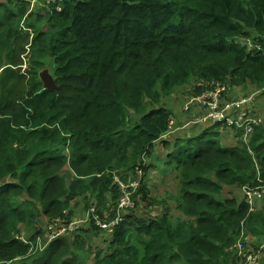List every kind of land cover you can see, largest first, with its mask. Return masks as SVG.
<instances>
[{
	"label": "trees",
	"instance_id": "obj_1",
	"mask_svg": "<svg viewBox=\"0 0 264 264\" xmlns=\"http://www.w3.org/2000/svg\"><path fill=\"white\" fill-rule=\"evenodd\" d=\"M48 1L0 0V264H264V122L244 141L178 109L264 100V0Z\"/></svg>",
	"mask_w": 264,
	"mask_h": 264
},
{
	"label": "built area",
	"instance_id": "obj_2",
	"mask_svg": "<svg viewBox=\"0 0 264 264\" xmlns=\"http://www.w3.org/2000/svg\"><path fill=\"white\" fill-rule=\"evenodd\" d=\"M28 2V0H25ZM61 0H49L48 3H58ZM35 4V2H32ZM224 88L218 85L215 89L209 91L202 96H195L190 98V105L202 106L205 108V114L199 117L196 124H210L221 126L227 128H237L243 130L242 140L247 141L253 133L254 125H259L263 122L258 114L251 113V109L256 105V99L259 96L257 93L253 94L249 98H240L235 102L224 101L222 97V92ZM258 93L261 91H257ZM255 95H258L257 97ZM246 107H252L247 111ZM195 124V125H196ZM131 187H135V183H130ZM245 196V197H244ZM244 198L251 206V210L254 209L258 202L264 201V184L259 187L249 189H244ZM129 199L125 202V199ZM132 202L130 199V194L126 193L125 197L121 201L120 208L131 207ZM106 227V226H105ZM74 225H70L69 230H73ZM64 231V230H63ZM238 249L242 251L243 243H238ZM258 261L257 256H248V264H256Z\"/></svg>",
	"mask_w": 264,
	"mask_h": 264
},
{
	"label": "rangeland",
	"instance_id": "obj_3",
	"mask_svg": "<svg viewBox=\"0 0 264 264\" xmlns=\"http://www.w3.org/2000/svg\"><path fill=\"white\" fill-rule=\"evenodd\" d=\"M4 1V0H1ZM37 9V7L35 8V4H31L30 7V12L35 11ZM27 52L25 55L22 56V65L18 66L21 67V73L25 74L26 70L29 67V62L30 59L27 57L29 54V49L30 47L27 46ZM44 70H49L50 73L52 74V67L51 65H48L47 67L43 68L42 70L39 71V76L40 73L43 72ZM1 74V71H0ZM31 78V76H27V79L29 80ZM40 79V77H39ZM20 87L22 86V84H19ZM27 86V84L24 82L23 83V87L25 88ZM187 90V87L184 88ZM183 91V89L178 90L177 92H181ZM259 95V98L257 97L258 95H255L257 97L256 99V108H258V112L256 114H258L262 120H264V100L260 98L261 96V92H256ZM255 94V93H254ZM172 100L175 103V105L177 103L180 102V98L178 96L177 93H174L172 96ZM259 102V103H258ZM179 109V113L182 115H186V117L188 118L186 120V123H190L189 125H187V127H192V126H198L195 125L200 116H203L205 114V109L202 106H195V105H190V99L189 100H183L182 103L179 104L178 106ZM206 140H209L208 138ZM220 140L222 142V144L224 146H231L232 144L236 143V139L234 137V133H232L230 130H226L225 128L221 127L220 128ZM156 151L159 153V155L163 156L164 154V147L161 144H158V147L156 149ZM149 182L150 185L154 191V194L156 195V197H162V196H167L168 193H173L176 190V184L175 182L171 179V173L169 174H162L159 171H151L150 175H149ZM232 192H234L235 194H238V192L236 190H232ZM129 199V197H127L125 199V202ZM44 223V222H43ZM44 225V224H43ZM25 233H27V230H24Z\"/></svg>",
	"mask_w": 264,
	"mask_h": 264
},
{
	"label": "water",
	"instance_id": "obj_4",
	"mask_svg": "<svg viewBox=\"0 0 264 264\" xmlns=\"http://www.w3.org/2000/svg\"><path fill=\"white\" fill-rule=\"evenodd\" d=\"M39 77L45 90L56 92L59 91V87L56 85L55 79L49 70H44L41 72Z\"/></svg>",
	"mask_w": 264,
	"mask_h": 264
},
{
	"label": "bare ground",
	"instance_id": "obj_5",
	"mask_svg": "<svg viewBox=\"0 0 264 264\" xmlns=\"http://www.w3.org/2000/svg\"><path fill=\"white\" fill-rule=\"evenodd\" d=\"M264 122V121H263Z\"/></svg>",
	"mask_w": 264,
	"mask_h": 264
}]
</instances>
